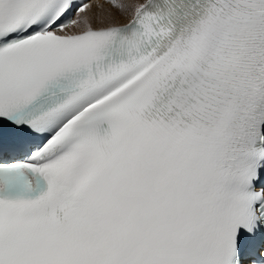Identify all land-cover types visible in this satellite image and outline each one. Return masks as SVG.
I'll use <instances>...</instances> for the list:
<instances>
[{
  "label": "snow or ice",
  "instance_id": "6c2138e0",
  "mask_svg": "<svg viewBox=\"0 0 264 264\" xmlns=\"http://www.w3.org/2000/svg\"><path fill=\"white\" fill-rule=\"evenodd\" d=\"M0 264H264V0H0Z\"/></svg>",
  "mask_w": 264,
  "mask_h": 264
},
{
  "label": "bare ground",
  "instance_id": "6f19581e",
  "mask_svg": "<svg viewBox=\"0 0 264 264\" xmlns=\"http://www.w3.org/2000/svg\"><path fill=\"white\" fill-rule=\"evenodd\" d=\"M121 22H123V21H121Z\"/></svg>",
  "mask_w": 264,
  "mask_h": 264
}]
</instances>
